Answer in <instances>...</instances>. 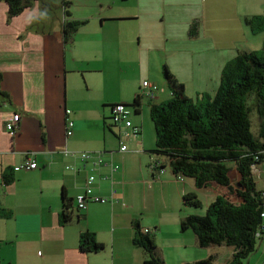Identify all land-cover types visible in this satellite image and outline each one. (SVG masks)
<instances>
[{
	"label": "crops",
	"instance_id": "1",
	"mask_svg": "<svg viewBox=\"0 0 264 264\" xmlns=\"http://www.w3.org/2000/svg\"><path fill=\"white\" fill-rule=\"evenodd\" d=\"M7 12L0 2V264H142L145 254L132 244L135 225L153 236L164 264L209 256L213 264H226L230 248H200L191 231H180V222L203 215L218 197L240 203L235 166L228 174L231 189L178 180L151 152L155 133L150 144L141 117L171 96L157 78L164 68L188 98L213 95L227 62L262 48L264 30L252 32L245 19L263 15L264 0H35L11 20ZM66 19L81 24L65 41ZM144 81L158 91L139 99L137 113L126 108L140 128L133 136L111 123V107L131 105ZM15 113L20 120L10 133L5 127ZM81 153L92 156L82 161ZM97 156L102 163L94 166ZM28 159L36 160L35 169L22 167ZM156 160L165 163L162 172L151 167ZM263 164L252 173L257 190L264 189V182L257 187ZM4 175L12 182L4 184ZM88 175L95 179L93 194L107 201L77 210L74 199ZM189 194L199 208L184 202ZM63 195L72 200L65 223ZM83 232L103 249L81 252Z\"/></svg>",
	"mask_w": 264,
	"mask_h": 264
},
{
	"label": "trees",
	"instance_id": "2",
	"mask_svg": "<svg viewBox=\"0 0 264 264\" xmlns=\"http://www.w3.org/2000/svg\"><path fill=\"white\" fill-rule=\"evenodd\" d=\"M34 1L0 0L8 7V20L21 14ZM63 11L68 18L67 11ZM245 23L252 32L264 30V14L245 19ZM80 24L67 19L63 22L65 41ZM163 77L171 96L162 104L150 106L149 116L155 133V148L151 152L164 159L176 177L191 179L196 188L215 183L231 189L228 174L233 164L240 175L235 188L239 204L218 197L207 206L203 215L182 219L180 231L190 230L200 248H230L232 255L226 264H244L264 232V222L260 218L261 190L256 189L251 172L253 165L263 162L255 157L261 158L259 153L264 151V43L259 51L239 52L225 64L213 95L201 94L190 99L185 95L183 85L166 68ZM250 97L253 101L248 104ZM126 106H132L137 113L139 98ZM252 110L259 119L257 136L251 133ZM3 182L6 185L11 183V175H4ZM62 198L61 223H65L70 219L72 200H67L65 195ZM184 202L200 207L192 194L186 195ZM78 243L83 253L103 249L89 232L81 233ZM132 244L144 252L142 264H164L156 251L153 236L144 233L138 225H135ZM213 262L214 257L209 256L206 260L187 264Z\"/></svg>",
	"mask_w": 264,
	"mask_h": 264
},
{
	"label": "built area",
	"instance_id": "3",
	"mask_svg": "<svg viewBox=\"0 0 264 264\" xmlns=\"http://www.w3.org/2000/svg\"><path fill=\"white\" fill-rule=\"evenodd\" d=\"M158 91V87L156 84L144 81L142 83V91L139 94L138 98H153L154 94ZM66 113H70L69 111H66ZM20 120V115L18 113L13 114L11 120L6 124V130L10 133L14 132V130L17 128L18 123ZM111 123L115 126H124L125 128H128L132 131L133 136H137L140 134V128L138 126H134L128 116V110L126 109L125 105L122 103H116L111 107ZM66 128H67V134L70 133V130L72 128V122L68 120L66 122ZM120 152L126 151V145L121 144L119 148ZM260 156H256L255 160H262L264 161V151H261L259 153ZM91 153H81L80 158L82 161H87L89 158H91ZM102 163V160L100 156H97L96 160L93 161V165L97 166ZM26 170H33L37 167V162L35 159H28L24 165L22 166ZM111 172H116L118 168L114 166L112 163L109 165ZM151 167L154 168L157 172H162L163 164L159 160H156L153 164H151ZM256 165L252 166L251 172L253 173L254 168ZM69 168V167H68ZM19 167H17L15 170H18ZM178 180H182L183 177L177 176ZM94 177L93 176H86L85 178V185L83 192L76 196L75 203L77 210H83L87 207L89 203L95 202V203H105L107 199L98 197L93 194V184H94ZM260 199H261V213L260 218L264 222V189H261L260 191ZM144 233L149 234V231L145 229L143 231ZM257 237H260V234H257Z\"/></svg>",
	"mask_w": 264,
	"mask_h": 264
},
{
	"label": "rangeland",
	"instance_id": "4",
	"mask_svg": "<svg viewBox=\"0 0 264 264\" xmlns=\"http://www.w3.org/2000/svg\"><path fill=\"white\" fill-rule=\"evenodd\" d=\"M136 78H137V76L133 75V79L136 80ZM157 78H159L160 81H164V79H163L164 77H163L162 73H160L157 76ZM252 101H253V98L250 97L248 99L247 103L250 104ZM131 107L132 106H130V107L126 106L127 109H130ZM132 118H135V119L139 118L140 119L139 115H134V114L132 115ZM141 119L143 122V130L145 133L144 136L150 141V144H151L152 140H153V135H154V128H153V124H152V121H151L150 116H149V107L146 109V112H143ZM250 121H251V133L254 136H257L258 130H259V119H258V116H257V113L255 110H252V112L250 114ZM233 167H234V164H233ZM261 178H262V182L257 183L258 188H261L263 186L264 172L261 175ZM256 180H257V178H256ZM261 243H264V241L263 240H257L254 252L249 255V257L247 258V260L245 261L244 264H264V251L262 249V248H264V245ZM222 259H223V257L221 258V260ZM221 260H219V262Z\"/></svg>",
	"mask_w": 264,
	"mask_h": 264
}]
</instances>
